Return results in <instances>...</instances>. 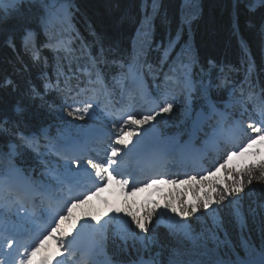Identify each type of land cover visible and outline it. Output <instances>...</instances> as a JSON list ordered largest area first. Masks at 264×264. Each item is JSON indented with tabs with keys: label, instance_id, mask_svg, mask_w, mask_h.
<instances>
[{
	"label": "snow or ice",
	"instance_id": "obj_1",
	"mask_svg": "<svg viewBox=\"0 0 264 264\" xmlns=\"http://www.w3.org/2000/svg\"><path fill=\"white\" fill-rule=\"evenodd\" d=\"M159 7V0H143L142 19L133 41L138 55L128 64L127 71L123 64L120 65L121 73L113 77L114 83L109 86L98 70L105 60V50L101 48L93 55L90 46L81 41L80 55H77V49L73 47L79 39V34H73L70 28L75 8L73 0H0V26L14 21L22 29L24 47L33 61L44 59L42 49L45 48L54 51L59 58L56 78L53 81L45 76L44 90L45 93L55 90L61 94L63 100L58 118L62 125L70 126L74 120L91 118L97 109L106 114L105 122L90 137L65 134L64 131L52 137L47 127L25 131L19 117L26 112V106L22 102L15 105L14 139L0 144V162H7L6 167L0 168V209L10 211L15 208L16 220H9L0 213V264H103L98 257L110 242L119 243L122 248L129 241L133 242V247L138 242L148 250L157 244L156 230L162 225L169 230V235L178 238V243L182 239L192 245L183 251L180 247L170 249L167 264H214L196 257L207 251L209 243L219 245V236L213 230L207 235L195 234L184 218L204 210L219 228L222 224L219 206H223L239 219L242 216L240 194L254 181H264V89L258 94L251 83H232L231 67L217 65L213 60L208 61L206 68H200L199 85L194 87L193 70L198 58L191 43L184 44L176 53L174 66L165 74V84L180 87L188 102L194 92L199 94L207 109V114L201 113L203 120L215 118L216 123L210 132H204L202 123H195L189 136L194 138L203 132L206 150L216 151L217 159L222 156L223 163L199 178L187 175L177 181L167 179L169 173L149 172L143 180H136L137 173L131 164L134 158L142 156L151 147L160 154L174 147L170 142L160 141L159 130L153 121L161 113L172 112L171 101L175 97L167 88L155 97L151 96L143 88L141 68L137 66L139 54L151 47L153 22ZM236 7L238 10L239 5ZM247 8L249 12L264 8V0H247ZM198 15V0H184L181 26L176 39H169L164 48L165 60L176 47L184 26L191 32L192 22ZM260 31L264 35V23L260 25ZM40 33L45 37L43 42L38 39ZM8 42L12 43L11 38ZM242 47L246 48L243 42ZM81 60L85 63L80 64ZM74 63L76 72L73 71ZM252 69L249 61V74ZM77 72L86 79L77 76ZM73 79L77 80L75 84ZM245 81H248L247 76ZM5 83L11 85L12 82ZM116 88L120 89L119 102L113 100ZM226 88L231 89L226 100L218 101L213 97L214 91ZM30 91L33 97L40 96L43 100V95L35 88ZM145 104L151 106L144 107ZM237 106L241 111L238 118L232 119L230 110ZM69 117L72 120H68ZM11 119L0 117V132L7 131ZM42 140L46 141L43 145ZM29 150L56 158L55 164L48 159L42 160V175L47 181L32 179L17 165V158ZM130 178L133 183L131 192L127 193ZM178 182L187 185L182 197L190 190L192 200L186 203L181 197L176 205L169 199L163 206L166 211L159 214L156 201L145 199L137 209L135 201L129 203L126 198L122 201L123 207H113L107 198L100 196L110 187L127 197L156 185ZM93 198L102 199L108 205L107 210L94 215L89 208ZM149 203L154 206L149 207ZM213 204L217 207L212 208ZM50 240L56 241L55 252L47 251ZM133 264H164V261L149 256L147 259L141 257ZM241 264H264V248L259 249L258 258Z\"/></svg>",
	"mask_w": 264,
	"mask_h": 264
},
{
	"label": "trees",
	"instance_id": "obj_2",
	"mask_svg": "<svg viewBox=\"0 0 264 264\" xmlns=\"http://www.w3.org/2000/svg\"><path fill=\"white\" fill-rule=\"evenodd\" d=\"M183 2L184 0H159V12L153 22L151 47H146L139 54L137 62V66L146 72L148 82L155 81L166 85L165 74L174 66L176 53L181 51L184 44L190 42L198 58V64L193 70L194 87L199 85L200 68H206L208 61L213 60L217 65L231 67L232 83L244 81L245 84L254 85L255 90L264 89V35L260 31V25L264 23V8L249 12L247 0H198L199 15L192 22L191 32L184 26L176 47L170 50V55L165 60L164 48L168 46L169 39H176L181 26ZM73 3L75 8L70 28L73 34H79V39L73 45L77 49L76 54L80 55L81 41L83 45L90 46L89 50L93 55H97L103 48L106 53L105 60L99 64L98 70L105 83L112 86L113 77L122 71L120 65L123 64L124 71H127L126 64L132 63L133 58L138 55L133 41L142 19L143 0H73ZM9 38L12 40L11 44L8 42ZM38 39L41 42L45 40L43 33L39 34ZM242 42L246 48L242 47ZM136 48H139L138 43ZM42 57L44 59L40 62L33 61L24 47L22 29L14 21L0 26V117L12 118L7 131L0 132V144L14 139V107L18 102L26 106V112L19 117L20 125L25 131H37L46 125L49 133L53 134L56 131L72 129L81 122L74 120L70 126L62 125L58 118L63 100L61 94L55 90L45 93L44 90V77L47 76L53 81L56 78L59 58L54 51L46 48L42 49ZM249 61L253 65L250 74ZM79 63L83 64L85 61L81 60ZM73 71L76 72L75 63ZM77 76L86 79L82 73L77 72ZM246 76L248 81H245ZM6 81H11V85H7ZM76 82V79L72 80L73 84ZM166 86L176 94L183 95L180 87L171 83ZM32 88L43 95V100L40 96H32ZM227 90L228 88L214 91L213 97L221 101ZM192 98L194 105H204L198 93L194 92ZM48 105L53 107L50 109ZM175 109L167 116H178L182 105H176ZM67 119L72 120L70 117ZM176 119L177 117L169 118L170 121ZM6 165V161L0 162V168ZM17 165L32 179L43 180L41 170L44 165L41 154L29 150L17 158ZM220 175H224L223 170ZM240 196L242 216L237 219L227 208L219 206V217L222 221L219 228L214 225L212 216L204 210L184 218L195 234L207 235L209 230H213L221 241L219 245L209 243L207 251L201 252L197 259L213 261L214 264H236L241 259L257 257L259 249L264 248V181H254ZM211 207L216 208L217 205L213 204ZM156 235L157 244L148 250L142 248L138 242L133 247V242L129 241L123 248L119 243L110 242L104 254L117 262L153 256L167 264L170 249L180 247L183 251L184 248L192 246L191 242L182 239L178 243V238L169 235V230L162 226L156 230Z\"/></svg>",
	"mask_w": 264,
	"mask_h": 264
},
{
	"label": "rangeland",
	"instance_id": "obj_3",
	"mask_svg": "<svg viewBox=\"0 0 264 264\" xmlns=\"http://www.w3.org/2000/svg\"><path fill=\"white\" fill-rule=\"evenodd\" d=\"M143 80V79H142ZM145 87V84L143 82V88ZM121 94H119L118 98H120ZM180 100V99H178ZM187 102V113L190 114L192 113V108H191V105H190V102ZM145 106V105H143ZM98 110V109H97ZM93 116H96V113L93 115ZM99 116V115H97ZM158 117H165V116H157ZM156 118V119H157ZM162 124H163V128H160L161 130H159V138H160V141L164 142V143H172L174 144V147H179V146H182V145H187V144H184L185 141L181 140L179 138L178 135H175V134H170V133H166L165 130L166 128H168V132H177V129H179L178 127L176 126H165L164 122L163 121H160ZM158 129V128H157ZM181 129V128H180ZM193 149V151L195 152L197 148H201L203 151H206V145H205V140L202 142V145L201 146H197V147H191ZM182 151H184V149H182ZM192 159V158H191ZM193 163V162H192ZM223 163V159H222V162ZM215 164H219L218 162H216ZM190 166V165H189ZM218 167V166H215V167H209L208 169L207 168H203L201 170V172H198L196 175L197 177L199 178L200 175H206L207 174V171L211 170L213 171V168L215 170V168ZM193 171H196L194 169V166H191V168L189 167L188 170L186 171H183L181 172L179 170V174L177 173H173L172 175L166 177L167 179H177V181H180V180H183L186 178L187 175H193L192 172ZM112 189L111 187L109 189H106L104 192H102L100 194L101 197H103L105 195V192L107 190H110ZM187 189V185L185 184H182V183H177V184H171V183H166V184H160V185H156V186H153L152 188H149V189H146L145 191H142V192H138L136 193L134 196H125V194L123 193H118L116 195H112V196H108L107 199L109 200L110 204L113 206V207H120V204L122 202L123 199H128V201H135V202H139L141 204L142 201H144L145 199H148L149 201H156L157 204L159 205V207L157 208V211L158 212H163V211H166L163 206L164 204L167 202V200H169L170 198V193L171 194H176V198L179 202V200L181 199L182 197V193L185 192V190ZM129 192L127 193H130L131 192V188L130 189H127ZM185 202H190L192 200V193L190 190H187L186 191V194L183 195L182 197ZM102 199L100 198H93L91 201H90V204H89V208L91 209H96V212H104L107 210L108 208V205H105L104 202H101ZM171 200V199H170ZM149 207H153L154 205L149 203L148 205ZM12 210V209H11ZM10 210V211H11ZM8 211V213L10 212ZM99 213V214H100ZM171 214V213H169ZM48 248H47V251L49 252V250L51 249L52 252H55L57 250V244H56V241L55 240H50L48 242ZM138 258V257H137ZM123 264H131V261H123Z\"/></svg>",
	"mask_w": 264,
	"mask_h": 264
},
{
	"label": "water",
	"instance_id": "obj_4",
	"mask_svg": "<svg viewBox=\"0 0 264 264\" xmlns=\"http://www.w3.org/2000/svg\"><path fill=\"white\" fill-rule=\"evenodd\" d=\"M197 119L199 120L200 118L197 117ZM144 259H147V258H144ZM137 261V260H136ZM134 262V261H133ZM133 262H131V264H133Z\"/></svg>",
	"mask_w": 264,
	"mask_h": 264
},
{
	"label": "bare ground",
	"instance_id": "obj_5",
	"mask_svg": "<svg viewBox=\"0 0 264 264\" xmlns=\"http://www.w3.org/2000/svg\"><path fill=\"white\" fill-rule=\"evenodd\" d=\"M181 161V160H180Z\"/></svg>",
	"mask_w": 264,
	"mask_h": 264
}]
</instances>
